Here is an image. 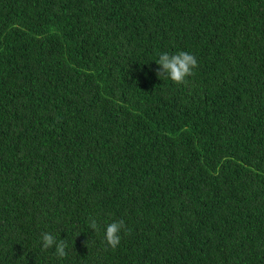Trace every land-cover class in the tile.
<instances>
[{
  "label": "trees",
  "instance_id": "1",
  "mask_svg": "<svg viewBox=\"0 0 264 264\" xmlns=\"http://www.w3.org/2000/svg\"><path fill=\"white\" fill-rule=\"evenodd\" d=\"M0 264H264V0H0Z\"/></svg>",
  "mask_w": 264,
  "mask_h": 264
},
{
  "label": "clouds",
  "instance_id": "2",
  "mask_svg": "<svg viewBox=\"0 0 264 264\" xmlns=\"http://www.w3.org/2000/svg\"><path fill=\"white\" fill-rule=\"evenodd\" d=\"M158 65L156 76L159 79H167L177 86H187L189 78L195 75V69L198 68L196 57L186 51H179L169 54L162 52L159 54L157 61ZM89 228L96 232L99 231V224L94 217H89ZM130 234L123 220H114L104 229V241L111 249H116L121 243V233ZM42 250L54 249L56 257L63 259L68 255V243L65 239L57 240V237L50 232L41 233ZM88 246V240L85 242V247Z\"/></svg>",
  "mask_w": 264,
  "mask_h": 264
}]
</instances>
